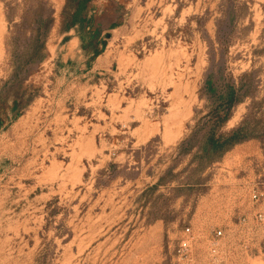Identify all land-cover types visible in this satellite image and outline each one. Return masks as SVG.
Returning <instances> with one entry per match:
<instances>
[{
	"label": "rangeland",
	"instance_id": "1",
	"mask_svg": "<svg viewBox=\"0 0 264 264\" xmlns=\"http://www.w3.org/2000/svg\"><path fill=\"white\" fill-rule=\"evenodd\" d=\"M258 213L264 0H0V264H264Z\"/></svg>",
	"mask_w": 264,
	"mask_h": 264
},
{
	"label": "built area",
	"instance_id": "2",
	"mask_svg": "<svg viewBox=\"0 0 264 264\" xmlns=\"http://www.w3.org/2000/svg\"><path fill=\"white\" fill-rule=\"evenodd\" d=\"M252 196L254 199L258 198L256 193H254ZM256 219L259 221H262L264 219V214L258 213L256 216ZM182 233H183L182 236H180V238L178 239V243L176 247V254L182 261L185 262V264H190L191 258H192L191 243L193 239V232L191 230V227L187 226L183 229ZM221 235H222L221 230L215 231L214 236L216 238L220 237ZM211 251L213 253L216 252L215 245L212 247Z\"/></svg>",
	"mask_w": 264,
	"mask_h": 264
},
{
	"label": "trees",
	"instance_id": "3",
	"mask_svg": "<svg viewBox=\"0 0 264 264\" xmlns=\"http://www.w3.org/2000/svg\"><path fill=\"white\" fill-rule=\"evenodd\" d=\"M239 139L238 137L236 136V131L232 133L231 136H229L228 138H226L225 140L223 141H219L217 142L216 144H212L210 147V149H212L211 151H215L217 150L218 148H223L225 149L227 146L237 142Z\"/></svg>",
	"mask_w": 264,
	"mask_h": 264
}]
</instances>
